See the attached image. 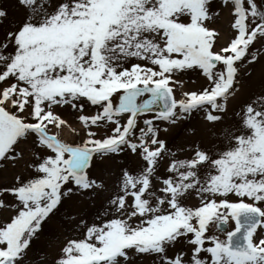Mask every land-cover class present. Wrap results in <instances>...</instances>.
<instances>
[{
	"label": "snow or ice",
	"instance_id": "6c2138e0",
	"mask_svg": "<svg viewBox=\"0 0 264 264\" xmlns=\"http://www.w3.org/2000/svg\"><path fill=\"white\" fill-rule=\"evenodd\" d=\"M12 6L15 21L0 3V168L22 170L0 187V264H264V82L230 107L264 61V0ZM189 72L203 83L177 95ZM57 108L78 121L73 141ZM194 115L209 139L187 128L171 145ZM120 156L114 181L94 174Z\"/></svg>",
	"mask_w": 264,
	"mask_h": 264
},
{
	"label": "rangeland",
	"instance_id": "374dc122",
	"mask_svg": "<svg viewBox=\"0 0 264 264\" xmlns=\"http://www.w3.org/2000/svg\"><path fill=\"white\" fill-rule=\"evenodd\" d=\"M0 3H4L6 6L10 8V20L15 21L20 18L19 13L17 10L12 6V0H0ZM214 27L221 30L223 33L220 43H224L229 35V24H228V14L225 12L219 19L216 20ZM252 75L250 78L246 80V86L241 95L237 97L236 100L231 101L230 107H235L237 110L239 109V106L248 98V96L253 93L250 92V86L251 81L254 78H257L258 80L264 81V61L260 64H256L252 69ZM178 81L180 82L176 86V93L179 95L184 90H195L196 88L200 87V85L203 83L202 79L199 77L197 73L189 72L185 75L178 76ZM56 111L62 115V118L67 119L71 127H78V121L74 119V114L72 113L70 108H57ZM187 128H192L196 130V135L194 137H190V139H205L208 140L210 137V134L207 133L204 129V125L202 122V117L199 115H194L192 118H190L189 121L184 122L183 127L173 130L171 136H170V144L176 145L181 143L184 139V131ZM54 132V130H53ZM76 139L73 132L71 133L70 137L68 138V141H73ZM175 151V148L172 149ZM129 159L128 157H116L112 160H109L105 162L104 164H99L95 169H93V172L97 176H104L109 180L111 183L115 180L116 176L114 174H118L120 165L123 160ZM21 168H7L3 169L0 168V187H3L5 185H10L12 183L13 177L15 172L21 171ZM4 199L11 202L13 197L11 194H5L3 196ZM77 198H73V200L65 201V204L62 208V211H66L69 214L72 213L75 208V200ZM195 202V199L193 200ZM8 215L7 212L0 211V218L3 216ZM44 246L43 241L38 242V246ZM42 246V247H43ZM135 264H152V261L149 258H143V259H137Z\"/></svg>",
	"mask_w": 264,
	"mask_h": 264
},
{
	"label": "bare ground",
	"instance_id": "6f19581e",
	"mask_svg": "<svg viewBox=\"0 0 264 264\" xmlns=\"http://www.w3.org/2000/svg\"><path fill=\"white\" fill-rule=\"evenodd\" d=\"M264 82L262 80H258L257 78L252 79L251 81V86H250V92H255L258 91L260 88L261 83ZM72 127H65L62 132H61V136L63 139L68 140V138L70 137L72 130ZM43 246V245H42ZM41 246V247H42Z\"/></svg>",
	"mask_w": 264,
	"mask_h": 264
}]
</instances>
